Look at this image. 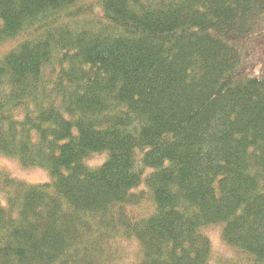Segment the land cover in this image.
<instances>
[{
    "label": "trees",
    "instance_id": "trees-1",
    "mask_svg": "<svg viewBox=\"0 0 264 264\" xmlns=\"http://www.w3.org/2000/svg\"><path fill=\"white\" fill-rule=\"evenodd\" d=\"M2 158L0 264H264V0H0Z\"/></svg>",
    "mask_w": 264,
    "mask_h": 264
},
{
    "label": "rangeland",
    "instance_id": "rangeland-1",
    "mask_svg": "<svg viewBox=\"0 0 264 264\" xmlns=\"http://www.w3.org/2000/svg\"><path fill=\"white\" fill-rule=\"evenodd\" d=\"M94 162H98L95 160ZM7 168L18 178L30 185L44 184L50 181L49 174L41 169L26 170L23 169L18 163L8 160L0 159V168ZM214 244L216 246V253L223 257L229 256L232 252H229L228 248L222 245L218 235L213 236Z\"/></svg>",
    "mask_w": 264,
    "mask_h": 264
},
{
    "label": "bare ground",
    "instance_id": "bare-ground-1",
    "mask_svg": "<svg viewBox=\"0 0 264 264\" xmlns=\"http://www.w3.org/2000/svg\"><path fill=\"white\" fill-rule=\"evenodd\" d=\"M21 94V93H20ZM11 107V106H10ZM5 144V143H4ZM92 167V166H91ZM4 195V194H3Z\"/></svg>",
    "mask_w": 264,
    "mask_h": 264
}]
</instances>
